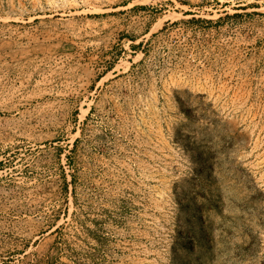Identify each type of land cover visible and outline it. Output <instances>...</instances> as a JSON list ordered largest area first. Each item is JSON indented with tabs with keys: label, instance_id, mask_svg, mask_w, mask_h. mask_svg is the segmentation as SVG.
Listing matches in <instances>:
<instances>
[{
	"label": "rangeland",
	"instance_id": "rangeland-1",
	"mask_svg": "<svg viewBox=\"0 0 264 264\" xmlns=\"http://www.w3.org/2000/svg\"><path fill=\"white\" fill-rule=\"evenodd\" d=\"M0 264H264V0H0Z\"/></svg>",
	"mask_w": 264,
	"mask_h": 264
},
{
	"label": "trees",
	"instance_id": "trees-1",
	"mask_svg": "<svg viewBox=\"0 0 264 264\" xmlns=\"http://www.w3.org/2000/svg\"><path fill=\"white\" fill-rule=\"evenodd\" d=\"M132 47H137L135 44H132Z\"/></svg>",
	"mask_w": 264,
	"mask_h": 264
},
{
	"label": "bare ground",
	"instance_id": "bare-ground-1",
	"mask_svg": "<svg viewBox=\"0 0 264 264\" xmlns=\"http://www.w3.org/2000/svg\"><path fill=\"white\" fill-rule=\"evenodd\" d=\"M12 4V3H11ZM14 17V16H13ZM5 22V21H4ZM15 35V34H14ZM23 36V35H22ZM14 37V36H13ZM20 42V41H19Z\"/></svg>",
	"mask_w": 264,
	"mask_h": 264
}]
</instances>
